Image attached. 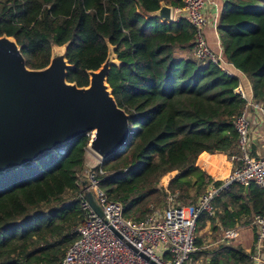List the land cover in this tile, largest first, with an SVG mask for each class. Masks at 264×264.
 Segmentation results:
<instances>
[{"label":"trees","instance_id":"obj_1","mask_svg":"<svg viewBox=\"0 0 264 264\" xmlns=\"http://www.w3.org/2000/svg\"><path fill=\"white\" fill-rule=\"evenodd\" d=\"M182 7L181 0H163ZM160 0H0V36L14 37L30 68L48 64L51 47L67 43L73 67L67 80L88 84L89 69L115 45L120 61L107 77L117 104L130 115L127 143L102 161L100 182L123 206V216L140 220L149 206L161 208L169 194L192 204L213 182L219 186L238 155L235 119L244 100L234 89L245 77L252 97L264 106V0H225L217 32L223 58L240 74L227 75L212 62L183 58L192 48L193 26L185 15L169 22L150 15ZM80 135L33 163L0 173V264H58L76 238L71 228L84 212L79 199L86 145ZM99 166L94 170L98 171ZM220 203V234L252 214L264 215V191L253 182L232 184ZM253 215V216H254ZM208 215H200L196 228ZM216 229V226H213ZM196 246H201L196 238ZM206 264H250L241 247L219 245L194 255Z\"/></svg>","mask_w":264,"mask_h":264},{"label":"built area","instance_id":"obj_2","mask_svg":"<svg viewBox=\"0 0 264 264\" xmlns=\"http://www.w3.org/2000/svg\"><path fill=\"white\" fill-rule=\"evenodd\" d=\"M182 7H173V14L183 12L193 26V57L200 61L217 64L227 75H235L223 58L222 51H216L207 38L208 19L205 8L212 0H181ZM218 22H214L217 30ZM244 105L235 119L238 155L230 157L235 166L222 179L219 186L210 182L192 204L181 205L177 193L169 194L161 208L150 207V214L136 220L123 216V206L112 200L101 188L105 172L102 161L88 165L85 177H80V192L73 199H79L84 212L80 222L71 228L76 238L67 246L58 264H186L190 255L197 250L196 224L200 215L213 216V201L220 191L232 184L248 186L254 183L264 191V155L252 156L249 149L250 109L256 106L264 111L263 105L248 95L241 83L234 89ZM90 136V134H87ZM63 152V147H58ZM99 166L98 171L94 168ZM104 177V178H103ZM87 180L96 200L101 206L102 216L91 209L81 191V181ZM252 223L256 228L258 245L264 242V215L255 214ZM237 229H227L221 234V243L237 239ZM260 254L253 255L252 262H260Z\"/></svg>","mask_w":264,"mask_h":264},{"label":"water","instance_id":"obj_3","mask_svg":"<svg viewBox=\"0 0 264 264\" xmlns=\"http://www.w3.org/2000/svg\"><path fill=\"white\" fill-rule=\"evenodd\" d=\"M150 15L171 22L173 6L160 0ZM106 45L104 61L86 71L87 85L78 86L67 80V70L73 67L66 58L67 43L51 47L46 66L30 68L14 37L0 36V173L33 163L84 134H90L86 150L101 161L127 143L130 115L117 104L107 82L111 67L120 61L115 45ZM81 191L102 216L86 179Z\"/></svg>","mask_w":264,"mask_h":264},{"label":"crops","instance_id":"obj_4","mask_svg":"<svg viewBox=\"0 0 264 264\" xmlns=\"http://www.w3.org/2000/svg\"><path fill=\"white\" fill-rule=\"evenodd\" d=\"M224 1L225 0H212V2L207 4V6L205 8L206 17H207L208 23H209L207 26V29H206L207 38H208L210 46L212 48H214L216 51H220V50L222 51V44H221V40L219 38L218 32L214 28L213 25H214V22L219 21L222 5H223ZM177 55L180 57H183V58H189V57L194 58L192 53H191V50H189V51L185 50L182 52H178ZM202 63H204V62H202ZM228 66H229V69L234 74H240V72L234 66H232L230 64H228ZM241 85L246 90L248 95L252 94L251 83L248 79H246L244 77ZM257 103L262 104V102H257ZM263 108H264V106H263ZM249 117H250V136H249L250 154L252 156L264 155V111H261L256 106H253L250 109ZM86 157H87V151L85 153V165L87 166ZM219 204L220 203H218L216 201V204L214 207V214H213V216H211L214 218V222L207 220V221H210V223L212 224V228L214 225L216 226V229L213 228L216 231L217 230L220 231V229H219L220 223L218 221V213H220L222 211V207ZM213 205H214V201H213ZM253 215L254 214H252V219H253ZM205 225H206V223H205ZM227 229H237L239 231V237L237 239H234L233 241H230L227 243H224V242L221 243V241L219 239H220L222 233L221 234L219 233L220 236L217 239V245L213 248H216L219 245H225V244L238 246V247H241L243 249V251L249 255L250 264H255L254 262H252V257H253V255H256L258 253L260 254L261 259H260V262L257 264H264V242H262L261 245L257 244L256 228L253 225L252 221L248 224H243L241 222H237L233 227H229ZM227 229H225V230H227ZM201 247H202V245L198 248H201ZM198 248H197V250H199ZM213 248H210V249H213ZM203 249H205V248H203ZM203 256L205 257V260H206L205 264H206L209 261V258H207L205 255H203ZM191 260H192V258H190L189 262H191ZM193 264H199V263H196V261H195V263H193Z\"/></svg>","mask_w":264,"mask_h":264},{"label":"rangeland","instance_id":"obj_5","mask_svg":"<svg viewBox=\"0 0 264 264\" xmlns=\"http://www.w3.org/2000/svg\"><path fill=\"white\" fill-rule=\"evenodd\" d=\"M180 14H183V12H177V13H174V20L177 19V17L180 15ZM192 56V55H191ZM202 62V61H200ZM87 151V157H86V162L88 165H96L97 163H99V159L94 156L93 154H91L88 150ZM90 155V156H89ZM234 163V166H235V162ZM233 166V167H234ZM88 169V166L85 165V171L83 172V175L82 177H85L86 175V170ZM85 173V174H84ZM74 198V194L73 193H66V199H73ZM153 206V204H151L149 206V208ZM155 207V206H154ZM220 231H216L212 228V224L210 223V221H207L206 222V225L200 229L196 228V238L197 239H200L201 241V245L202 247L201 248H198V249H210V248H213L217 245V239L219 238L220 236ZM190 258H192L191 262H189L190 260H188L186 262V264H193L195 263H199V264H205L206 260H205V257L203 255H194V253H192L190 255Z\"/></svg>","mask_w":264,"mask_h":264}]
</instances>
